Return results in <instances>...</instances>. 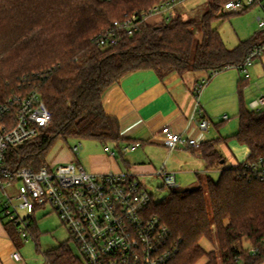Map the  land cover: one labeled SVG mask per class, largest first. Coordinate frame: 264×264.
<instances>
[{"label":"trees","instance_id":"obj_1","mask_svg":"<svg viewBox=\"0 0 264 264\" xmlns=\"http://www.w3.org/2000/svg\"><path fill=\"white\" fill-rule=\"evenodd\" d=\"M163 1L0 0V102L37 92L53 115L50 126L15 153L16 163L40 168L60 138L121 147L118 121L106 113L103 97L129 73L153 70L164 78L207 71L211 79L264 46L262 31L232 50L226 47L213 23L229 16L222 14L228 0H207L210 9L201 20V41L193 31L195 21L176 15L159 25L141 22L132 35L120 31L114 47L97 44V36L116 21L137 15L140 22L142 14ZM248 82L249 77L241 79L239 88ZM238 119L234 138L250 153L244 162L222 171L217 182L208 178L206 190L172 192L149 206L168 230L167 247L173 256L167 264H196L203 257L208 258L206 264H219L201 245L213 241L214 231L222 264H264V109L249 110L241 94ZM217 143L211 140L199 149L209 169L224 159ZM6 226L12 233L16 230L11 223ZM252 248L258 249L256 255ZM43 255L46 264H84L68 243Z\"/></svg>","mask_w":264,"mask_h":264},{"label":"built area","instance_id":"obj_2","mask_svg":"<svg viewBox=\"0 0 264 264\" xmlns=\"http://www.w3.org/2000/svg\"><path fill=\"white\" fill-rule=\"evenodd\" d=\"M189 0H165L148 14L116 21L107 32L96 38L100 47L118 45L119 32L132 35L141 22L149 18L169 21L179 14ZM262 9L264 0H228L222 14L241 13L253 8ZM140 18V17H139ZM264 31V18L258 17ZM264 46L254 49L237 68L249 77L248 68L254 65ZM209 78L194 87L197 96L192 123L200 132L207 131L210 121L200 107L199 96ZM264 106V97L254 103L253 110ZM53 115L39 93L15 96L0 102V217L11 223L26 240L36 223L35 213L50 205L82 253L84 264H167L173 252L167 247V228L158 216L151 215L153 201L146 186L134 174L108 173L93 175L83 166L70 163L51 168L46 163L38 169L21 166L13 158L27 142L39 137L47 129ZM224 120H228L224 116ZM164 144L169 152L180 147L201 148V143L189 133H175L162 128ZM137 144L131 146L137 148ZM78 152V147H75ZM256 169L257 165H251ZM166 185H177L176 175L165 168L157 172ZM264 180V171L260 174ZM25 214V215H24ZM253 254L258 249L251 250ZM14 258L20 260L19 253Z\"/></svg>","mask_w":264,"mask_h":264},{"label":"crops","instance_id":"obj_3","mask_svg":"<svg viewBox=\"0 0 264 264\" xmlns=\"http://www.w3.org/2000/svg\"><path fill=\"white\" fill-rule=\"evenodd\" d=\"M190 1L186 2L184 9ZM209 76L210 73L207 71H189L183 75L171 73L161 78L153 70L137 71L127 74L110 87L103 97L104 109L108 115L117 119L123 143L121 147L115 144L106 146L102 144L113 149L116 155L92 154L89 157L91 170L89 173L93 175L130 173L142 181L150 176H157V172L165 168L167 172L176 175L177 183L178 176L196 178L199 181L205 178L207 183L208 178L215 180L214 178L220 177L225 169L237 167L242 160L244 162L250 153L247 146L246 151H243L240 143L234 138L239 126L234 123L229 125L228 114L219 116L220 113H226L228 109L236 111L237 116L239 114L237 78L231 81L228 77L212 80V76L199 96L200 107L209 119L210 127L207 131L200 132L192 123L197 103L194 87L197 82L204 81ZM249 79H251L250 76ZM230 97L236 102V107L229 106ZM255 102L250 103L253 106ZM224 116H227L228 120H224ZM165 126L182 136L189 133L201 144L217 140L216 148L224 159L219 166L209 169L197 148L180 147L169 152L161 133ZM229 126L231 134H228ZM133 144H137L138 147L132 149ZM129 150L130 152L127 153ZM119 160L124 163V168L120 170L115 167V163L120 162ZM227 163H231V167L224 166ZM6 224L7 222L0 217V264H27L19 252L21 239H26L17 230L10 232ZM34 226L36 227L32 228V232L34 231L35 236L38 228L37 221ZM15 253L20 254L19 261L14 258Z\"/></svg>","mask_w":264,"mask_h":264},{"label":"rangeland","instance_id":"obj_4","mask_svg":"<svg viewBox=\"0 0 264 264\" xmlns=\"http://www.w3.org/2000/svg\"><path fill=\"white\" fill-rule=\"evenodd\" d=\"M209 5L207 0H191L188 3L187 8L182 7L178 15H182L185 21H195L193 31L195 33L197 41L202 40L201 33V20L204 15L209 11ZM258 17L264 18V12L262 9L253 8L241 13H232L225 18H221L213 23V29L218 30L222 40L226 47L230 50L238 47L241 42L252 39L256 34L262 32L259 27ZM147 22L151 25H159V18H149ZM264 34V32H262ZM264 36V35H263ZM248 73L251 79H249L248 85L243 88H239V81L243 79L245 81V74L238 69L230 68L225 69L212 78L219 77L230 78V81L237 78L236 91L238 102H240V95L242 94L244 104L248 109L253 110L250 102L258 101L264 97V51L261 56L254 61V65L248 68ZM230 107L237 106L234 99L231 97L228 99ZM240 105V103H238ZM264 109V106L260 107ZM236 111L228 109L226 113H220V117L224 114H228L230 117L229 125L239 126V119ZM229 126V133L231 134V127ZM228 128V126H227ZM236 132V131H235ZM78 147V152L75 150ZM241 149L246 151V146L240 144ZM114 150L109 147L103 146L101 143L87 139L67 138L58 139L52 146L49 154L46 158V164L52 169L57 168L60 165L74 163L85 167L86 170H90L89 157L92 154H105L107 156H114ZM127 152V151H126ZM130 150L127 152L129 153ZM71 158L73 160H66ZM116 162V168L123 169V161ZM240 162H243L240 161ZM231 163H227V168L231 167ZM220 177H215L214 181L217 182ZM142 183L146 186L148 192L152 196L154 202H160L167 199L172 192L192 190L203 187L207 189V183L205 178L199 181L196 178H188L178 176V183L174 187L166 185L164 178L161 176H150L149 178L142 179ZM209 210L211 207L209 204ZM25 215V214H24ZM37 221V234L30 236L28 240L21 239V247L19 252L23 255L27 264H46L44 259V252L58 248L61 244L68 243L71 247L73 254L81 261L83 260L82 253L79 250L77 244L72 239L69 230L63 225L57 213H55L50 205H47L45 209H38L35 213ZM243 244L248 248V242L244 241ZM201 245L207 252H211L214 257L218 259L219 264L221 262V248L219 240L214 231L213 241L203 240ZM253 250V248L251 249ZM208 262L207 257H203L196 264H206Z\"/></svg>","mask_w":264,"mask_h":264}]
</instances>
